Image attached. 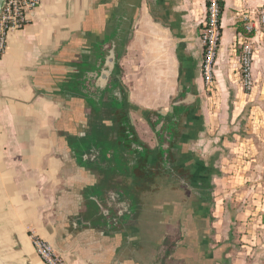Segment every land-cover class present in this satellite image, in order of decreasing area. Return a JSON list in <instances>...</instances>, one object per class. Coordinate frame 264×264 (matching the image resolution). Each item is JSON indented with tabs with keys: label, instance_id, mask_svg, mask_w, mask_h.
<instances>
[{
	"label": "crops",
	"instance_id": "obj_1",
	"mask_svg": "<svg viewBox=\"0 0 264 264\" xmlns=\"http://www.w3.org/2000/svg\"><path fill=\"white\" fill-rule=\"evenodd\" d=\"M221 2L211 88L200 74L203 0H41L27 25L11 32L0 58L3 264H44L32 235L53 245L67 264H264V74L253 67L254 87L243 93L235 49L236 13L264 0ZM96 37L104 49L116 45L119 80L135 107L164 112L184 88L192 90L203 119L197 152L213 164L219 142L229 149L225 160L235 163V179L213 176L206 253L162 255L173 241L171 227H163L160 209L135 198L120 204L131 214L125 223L130 231L104 233L93 224L79 233L64 230L66 218L79 211L80 193L89 189L82 176L66 170L55 131L63 107L44 94L41 83L53 66L81 57L85 41ZM257 50L262 55L264 45Z\"/></svg>",
	"mask_w": 264,
	"mask_h": 264
},
{
	"label": "flooded vegetation",
	"instance_id": "obj_2",
	"mask_svg": "<svg viewBox=\"0 0 264 264\" xmlns=\"http://www.w3.org/2000/svg\"><path fill=\"white\" fill-rule=\"evenodd\" d=\"M100 42L89 38L81 57L53 66L41 83L44 94L63 107L55 131L66 170L85 179L91 207L100 203L102 222H127L129 210L107 193L129 191L148 208L160 209L163 227H171L173 241L162 255L206 253L216 171L195 147L203 132L199 99L184 88L167 111L135 107L119 80L117 53L111 62L110 47L108 61L98 60Z\"/></svg>",
	"mask_w": 264,
	"mask_h": 264
},
{
	"label": "built area",
	"instance_id": "obj_3",
	"mask_svg": "<svg viewBox=\"0 0 264 264\" xmlns=\"http://www.w3.org/2000/svg\"><path fill=\"white\" fill-rule=\"evenodd\" d=\"M205 17L199 25V39L202 46L200 74L206 87L214 81V66L221 38V10L219 0H203ZM41 0H5L0 12V58L3 55L11 32L22 30L29 22V16L40 6ZM238 31L235 49L238 53V72L243 92L254 85L252 66L255 55L251 41L253 37L264 36V9L256 7L252 11L236 13ZM32 248L44 264H67L55 248L36 235L31 237Z\"/></svg>",
	"mask_w": 264,
	"mask_h": 264
},
{
	"label": "water",
	"instance_id": "obj_4",
	"mask_svg": "<svg viewBox=\"0 0 264 264\" xmlns=\"http://www.w3.org/2000/svg\"><path fill=\"white\" fill-rule=\"evenodd\" d=\"M5 0H0V12L2 9V6L4 4ZM115 48L116 45L112 44L111 48L108 50L107 55L110 58L111 62L115 61ZM107 49L100 50L99 55V61L100 59H104V56L106 54ZM108 61L107 58L104 59V61ZM104 66H106V63ZM106 194V193H105ZM110 199L114 201V203H117L120 205L121 203H127L128 201H131L130 199H133L132 194L128 191L125 192L123 190H120L117 194H108ZM91 193L89 191H82L79 196V211L73 215L72 219L66 218V224L64 225V230L68 233H79L81 231H84L85 229L90 228L91 224L95 225V228H98L99 230H102L104 233H121L124 229L127 231L131 230V227L126 225L121 220L117 219V217H114L110 219L107 222L101 221V214L99 209V204L96 206V208L91 207ZM83 211L80 213V210ZM130 227V228H129ZM129 229V230H128ZM78 237V234H77ZM118 253V252H117ZM116 253V254H117Z\"/></svg>",
	"mask_w": 264,
	"mask_h": 264
},
{
	"label": "rangeland",
	"instance_id": "obj_5",
	"mask_svg": "<svg viewBox=\"0 0 264 264\" xmlns=\"http://www.w3.org/2000/svg\"><path fill=\"white\" fill-rule=\"evenodd\" d=\"M257 7H261V8H263L264 9V4L263 3H260V4H258V5H256ZM256 8V7H255ZM255 8H245V9H243V11H248V12H250V11H252L253 9H255ZM257 38V41L255 40ZM251 43H252V46L254 47V50H255V55H254V60H253V66H252V69H253V67L255 68L256 67V69L258 70V72L260 73V75L261 74H264V52H263V54L261 55V54H259V51L257 50V48H259V46H262V45H264V36L262 37V36H260V35H257V36H255V37H253V40L251 41ZM257 52V53H256ZM239 86H240V81H239ZM253 87H254V85H253ZM252 87V88H253ZM240 89H241V87H240ZM252 90V89H251ZM251 90H249V91H245V92H243V93H249V92H251ZM263 138H264V136H263ZM231 139V138H230ZM235 139H231V141H234ZM216 143H217V141H216ZM215 143V144H216ZM230 155V153H229V149H226L225 147H223L222 145H221V142H219L218 143V146H216V151H214V156H215V162H213V165L215 166V171H217V172H219V173H217L216 175H219V176H223V175H230V176H234L231 180L233 181L234 179H235V163H231L230 162V160H225V159H228L227 157ZM226 161H228V162H226ZM220 169L221 170H223V172L222 173H220ZM226 171L228 172V173H226ZM232 181H231V183H232ZM234 182V181H233ZM234 184V183H233ZM226 186V185H225ZM229 186V185H228ZM214 189H216V186L215 185H213V191H214ZM132 196H133V194H132ZM133 198H135L136 199V197L135 196H133ZM215 214H216V212H215ZM217 216V215H216ZM217 220H220V217H219V219H217ZM216 230L217 231H220L221 229H220V226H218L217 228H216ZM213 233V232H212ZM53 246V245H52ZM54 247V246H53ZM55 248V247H54ZM55 250H56V248H55ZM56 252H57V250H56ZM58 253V252H57ZM0 264H3V262L0 260Z\"/></svg>",
	"mask_w": 264,
	"mask_h": 264
},
{
	"label": "trees",
	"instance_id": "obj_6",
	"mask_svg": "<svg viewBox=\"0 0 264 264\" xmlns=\"http://www.w3.org/2000/svg\"><path fill=\"white\" fill-rule=\"evenodd\" d=\"M219 6H220L221 13H222V2H221V0H219ZM238 31H242V28L238 27ZM99 46H103V44L100 42Z\"/></svg>",
	"mask_w": 264,
	"mask_h": 264
}]
</instances>
